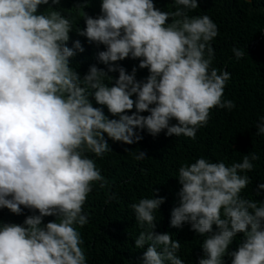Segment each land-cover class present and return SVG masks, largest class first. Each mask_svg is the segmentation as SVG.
<instances>
[{"label":"clouds","instance_id":"9594fccd","mask_svg":"<svg viewBox=\"0 0 264 264\" xmlns=\"http://www.w3.org/2000/svg\"><path fill=\"white\" fill-rule=\"evenodd\" d=\"M174 2L175 11L165 12L154 0H102L99 16L84 13L86 28L77 32L105 46L98 60L107 71L92 65L81 76L70 58L84 48L79 40L67 46L69 16L41 12L50 0H0V209L21 214L23 206L39 213L23 224H0V264H87L76 226L88 223L83 205L92 183L104 180L87 153L102 157L110 150L105 134L128 145L140 141L145 129L153 136L166 130L167 136L195 139L212 108L235 107L222 100L230 73L211 67L216 23L188 14L198 0ZM232 51L237 59L244 55ZM128 57L148 69L145 80L136 79L135 67L129 73L116 63ZM113 72L119 73L114 85ZM90 97L118 118L110 119ZM255 127L264 136V116ZM134 156L143 160L146 153ZM258 159L251 153L226 165L201 157L178 169L182 187L170 225L188 224L199 238L184 253L185 240L154 231L164 197L154 193L133 203L144 229L135 247L147 246L141 264H264V201L241 195ZM46 216L56 219L44 224Z\"/></svg>","mask_w":264,"mask_h":264},{"label":"trees","instance_id":"16d2710c","mask_svg":"<svg viewBox=\"0 0 264 264\" xmlns=\"http://www.w3.org/2000/svg\"><path fill=\"white\" fill-rule=\"evenodd\" d=\"M101 3L102 0H60L59 5H54L50 0V5L40 6L41 12L60 10L72 19L73 31L69 33L67 46L72 48L74 42L79 40L84 48L83 52L77 51L70 58L81 76L92 65L107 71V66L98 60V54L105 50V46L89 43L86 37L77 32L86 28L84 13L93 18L101 14ZM198 4L199 7L188 14L207 15L216 23L219 34L210 42L215 52L211 67L230 73L222 100H232L235 107L230 110L212 108L207 123L198 128L195 139L183 135L167 136L166 130L153 136L145 129L140 133L143 137L140 141L128 145L113 141L105 134L110 150L102 157L87 153L89 158L95 160L96 167L104 177L103 181L92 183V191L83 205V214L88 217V223L83 227L76 226L87 264H141L147 246L145 249L135 247V239L144 229L136 222L131 205L142 198H151L154 193L157 197L165 198L155 212L154 231L169 233L173 240L178 236L180 243L185 240L182 253L188 251L195 241L198 242L199 238L190 225L184 224L180 228L170 225L171 211L178 206V192L182 187L177 179L178 169L198 158L231 165L242 162L244 155H258L259 159L252 161L254 168L246 173L250 183L241 195L264 201V190L259 189V184L264 183V136L256 135L255 127L259 117L264 116V0H198ZM154 5L165 12L176 9L174 0H154ZM167 22L171 23V18ZM233 48L243 51V57L237 59ZM116 63L129 73L135 67L138 81L145 80L150 74L148 69L139 68V59L128 57ZM109 75L114 78V85L119 73ZM132 98L135 99V96ZM90 100L94 107H103L110 119L118 118L112 116L106 106L98 105L94 97H90ZM133 112L135 107L127 110L129 115ZM149 114L141 113L144 116ZM170 123L177 122L172 120ZM139 151L146 153L145 159H135L134 154ZM21 207V214L12 213L7 208L0 209V224H23L27 216L39 214L38 210L34 213ZM55 219L54 216H46L43 223ZM177 255L181 258L179 251ZM191 262L193 259L188 261Z\"/></svg>","mask_w":264,"mask_h":264}]
</instances>
